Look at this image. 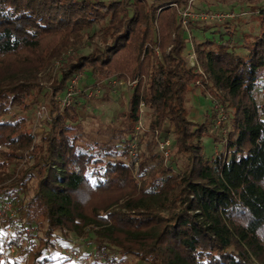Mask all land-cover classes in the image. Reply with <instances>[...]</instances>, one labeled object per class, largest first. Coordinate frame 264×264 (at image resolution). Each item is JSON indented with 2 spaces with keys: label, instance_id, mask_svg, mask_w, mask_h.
<instances>
[{
  "label": "trees",
  "instance_id": "obj_1",
  "mask_svg": "<svg viewBox=\"0 0 264 264\" xmlns=\"http://www.w3.org/2000/svg\"><path fill=\"white\" fill-rule=\"evenodd\" d=\"M176 2L0 0V65L59 39L40 63L54 78L49 87L35 81L33 70L0 69V204L10 203L15 212L6 222L13 238L3 239L0 231V264H21L25 256L26 264H46L57 233L80 231L95 240L94 249L132 255L140 264H264V106L256 101L264 89V11L253 29L234 39L242 25L200 22L186 32L174 12L162 8ZM220 27L227 39L223 33L196 38ZM187 52L196 56V66L188 64ZM80 72L81 91L110 74L144 76L146 90L140 96L137 86L129 96L128 117L137 120L143 101L150 130L164 122L173 126L168 167L151 155L156 167L147 174L141 160L138 177L147 185L122 200L118 211L93 213L79 203L82 191L132 184L129 165L120 159L125 146L79 145L73 133L78 109L55 105ZM198 80L200 92L225 108L223 150L209 157L201 138L214 140L215 99L201 122L190 120L185 108ZM39 105L48 117L35 140L25 114ZM27 228L40 233L37 239L23 235ZM5 246L15 249L11 261L1 258Z\"/></svg>",
  "mask_w": 264,
  "mask_h": 264
},
{
  "label": "rangeland",
  "instance_id": "obj_2",
  "mask_svg": "<svg viewBox=\"0 0 264 264\" xmlns=\"http://www.w3.org/2000/svg\"><path fill=\"white\" fill-rule=\"evenodd\" d=\"M162 8H170L186 32L189 25H198L201 24L200 22L207 24V26L213 23L221 26L242 25L241 29L235 30L233 38L236 39L242 33L249 32V28H254L260 19L258 18V14L261 13H258L259 9L262 12L264 11V0H178L175 5L164 3ZM160 9L158 8V11ZM230 9H233L232 13H230ZM220 33H223L222 37L224 39H227L229 36L225 29L220 27L210 28V30L205 31L201 35L196 34V38L199 36L201 39H218ZM194 34L195 32H193ZM58 42L59 39L53 40L50 44L42 47L40 51L23 53L14 58L5 59L1 62L0 69L3 72H13L21 69L27 72L28 70H33L37 76L35 81H38L40 86L49 87L53 82L51 79L54 78H52V75H47L49 71H47V68L44 69V66L40 65V63H44L43 56L45 50L57 45ZM188 45L190 47V44ZM86 50L83 49V52H86ZM156 52L158 53V51ZM195 57L192 52H187L186 54L188 64L192 67L196 66ZM59 62V60L55 61L54 66H57ZM196 71L200 73L202 70L198 68ZM83 76L84 74L80 72L77 73L76 77L70 79V85L66 87V90L70 93L67 97L68 104L63 105L62 99L65 98V95H59L56 97L55 105L63 109L72 106L78 109L79 120L74 125L73 133L77 137L79 145L125 146V155L119 157L129 165L132 184L128 188L124 186L111 190L82 191L78 197L79 203L85 211H93V213L96 211L99 213L118 211L122 200H127L128 196H137L141 188L147 185V178L141 180L138 177L140 173L138 167L141 160L147 161L144 171L147 174L151 173V169H155L156 167L155 161L148 160V157L151 155H159L162 158V165L168 167L167 162L173 157L174 152L173 140L175 136L173 126L170 123L164 122L159 128L150 130L151 112L143 101H140L137 106V120L132 121L128 117L127 102L129 96L136 90L137 86H140L138 88L140 96L146 90L147 79L144 76L132 78L125 74H110L97 78L93 87L81 91V89L77 88L76 83ZM198 81L194 82L193 91L185 96L187 99L185 108L187 117L190 120L201 122L205 119L206 115L211 114V109H213L212 99L216 100V102L214 100V140H212L211 136H203L201 138L203 153L209 157L213 153L223 150V143L226 137V130L223 127L225 108L212 94L201 93V83ZM92 82L94 81L89 79L87 84H92ZM256 101L258 105L264 106V89L257 92ZM25 117L26 123H29L31 127V133L34 135L35 140H37L42 132L43 120L48 117L47 107L44 105L36 106L27 115L25 114ZM123 140L125 143H121ZM164 142L168 144L166 147L167 152L165 151L166 155L160 150V146ZM24 157L26 156L24 155ZM131 161L133 162L132 166L130 165ZM179 163L182 164L183 161L181 160ZM9 180L10 178L8 179L7 177L6 181ZM14 215L13 206L10 204V211L3 215L5 216V221L0 228L3 239L5 237L13 238L14 228L13 226L8 227L6 222L12 219ZM101 229L100 226H94V230ZM23 235L35 240L40 233L33 228H27ZM94 241L85 237L84 231H80L77 234L72 232L57 233L52 238V247L46 250L50 257L49 262L46 264H140L135 256L132 255L122 257L115 254V256H111V254H106L107 251L104 252L101 248L94 249V244H92ZM14 252L15 249L13 247L5 246L1 258L11 261L14 257ZM112 257L114 260L111 259ZM27 261V256L19 260L21 264H26Z\"/></svg>",
  "mask_w": 264,
  "mask_h": 264
},
{
  "label": "built area",
  "instance_id": "obj_3",
  "mask_svg": "<svg viewBox=\"0 0 264 264\" xmlns=\"http://www.w3.org/2000/svg\"><path fill=\"white\" fill-rule=\"evenodd\" d=\"M64 95H65V98L62 99V103H63V105H67L68 104L67 97L70 95L69 91L66 90ZM167 146H168L167 142L162 143L160 146V148H161L160 150L164 155H166V152H167L166 147ZM162 149H164V150H162ZM8 211H10V204L9 203L0 204V228L3 226V221L5 220V216H3V215H5Z\"/></svg>",
  "mask_w": 264,
  "mask_h": 264
}]
</instances>
